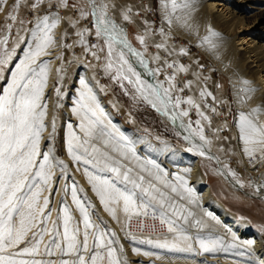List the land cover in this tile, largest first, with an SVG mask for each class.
<instances>
[{
  "label": "bare ground",
  "instance_id": "6f19581e",
  "mask_svg": "<svg viewBox=\"0 0 264 264\" xmlns=\"http://www.w3.org/2000/svg\"><path fill=\"white\" fill-rule=\"evenodd\" d=\"M175 2L177 7L176 11L173 12V0L158 1L162 26L173 34L187 38L201 52L207 53L223 74L222 78H228L230 83L233 100L228 106L229 120L226 126L223 125L218 129L229 130V136L220 139L221 142L224 141V146L228 148L226 152L220 153L221 159H227L228 156L233 157L236 160L235 162L239 163L242 170L244 169L245 174L251 179V186L256 194L264 196V159L261 158L259 153L256 154L255 159L246 154L244 150L246 145L239 127L240 113H250L253 108H257L259 111L251 113L252 118L259 124L264 125V0H194L189 9L182 7L184 0H175ZM45 18L49 21L57 20L58 22L53 29L56 42L50 47L49 54L40 58L48 65V81L44 90V101L48 105L45 118L47 127L43 133L40 148L41 152L51 149L57 159L67 164L66 171L70 173L67 180L64 178L57 180L55 177H60L61 170L54 168L55 177L50 185L52 194L50 195L49 189H46L42 194L43 196H49L50 199L51 219L47 227L51 230L53 221H57L62 234V220L59 217L62 216L60 210L62 208L61 198L63 197L73 216L72 226L79 225L82 239L83 223L80 212L71 199L70 191L65 192L66 184L71 186L75 183L78 189L83 190L78 192V195L82 199L86 198L85 202L90 201L91 205L94 206L88 209L89 213L93 211L94 215L100 218L105 217L110 222L111 228H114L118 234L123 236L121 238H124L123 242L127 248L126 259L130 264H264L263 233L255 228L249 217L232 211L215 195L212 186L207 182V174L202 164L205 155L201 156L199 154V146L203 142L199 141L198 136L192 131L188 124L190 122L188 117L178 116V118L173 119L171 114L166 115L190 144L191 151L180 152L172 144H157L147 135H141L136 130L129 129L126 123L115 116L111 107L103 99L89 71L83 65L70 63L71 65L68 66L62 61L61 44L59 43L61 36L59 24L61 20L58 13L50 12L36 18L34 26L28 32L22 45H19L15 50L16 56L10 69H15V65L19 63V59L23 57L24 51L27 50L29 42L32 40L31 32L36 30L37 25L41 24ZM168 19H171L170 24ZM124 26L125 28L120 27L117 31L133 49L142 54L141 57H137L126 48L124 49V52L129 55L135 66L140 70V77L146 83L162 84V81L156 77L154 70L150 67L149 60L142 49L134 44L125 31L126 24ZM213 33H216V35H213ZM115 44L120 50L123 47L118 43ZM141 58L144 60L143 64L140 63ZM173 71L175 72L176 69ZM10 75L8 71L5 79H1L0 92L7 87ZM81 78L92 90L100 109H102V113L98 112V115H101V119L110 130L116 132L117 135L122 133L132 141L138 160L133 158L131 154L126 159L122 158L117 152L113 151L115 141H111L108 146H105L102 138L93 139L90 143L95 145L100 152H107L114 158L121 160L127 167H131L133 176L144 175V187H149L150 184L152 185V180L155 181L154 186L159 190L153 192L156 198L151 201L155 206V211L152 207H149L146 210L147 214L143 215L145 210L141 208L139 209L141 215L132 214L129 221L128 216L122 211L121 204L117 209L119 219H113L92 190L88 177L84 172V165L75 163L68 154L66 145L67 125L71 123L73 130L78 135H83L78 127L80 117L73 112V108L77 106L79 92L83 90V86L80 84ZM57 81H61L62 85L69 84L68 93L62 101L63 115L61 123L56 121L55 118V109L58 104V95L55 89ZM181 81L184 82L185 90L189 91L190 94H194L196 86L189 88L185 79ZM249 87L253 88L254 91L247 93L246 89ZM242 96L247 97L243 102L241 100ZM196 105H199V109ZM193 107L199 113L206 114L205 111L208 110L199 99L193 101ZM234 116L235 118H233ZM201 119L205 123V120ZM53 120H55L56 125L54 134L52 133ZM50 135L52 136L51 142H49ZM186 137L190 138L186 139ZM118 147L122 148L123 145H118ZM61 149L62 156L59 155ZM205 149L206 155L211 154L212 157L218 159L216 152L218 149L211 142L205 145ZM91 150V147H89L90 152ZM147 161H155L160 165V170L158 171L152 168L151 165L146 164ZM140 163H144L148 170L141 171ZM89 171L94 170L89 168ZM220 171L226 181L231 183L232 188L241 195L246 194L237 180L233 179L232 173L230 174L226 168ZM107 175L111 176L112 174ZM157 175L160 176L159 180L155 178ZM177 176L182 177L186 183L182 185L181 181L176 179ZM172 185L177 187L176 192L171 191ZM185 188L192 189L194 197H189L188 193L184 191ZM257 188H261V190L257 191ZM160 193L164 195L161 197ZM161 200H163V203H161ZM173 201L182 204L181 207L185 211V217L184 222H173L171 225L177 231L169 232L167 221L171 220V216L177 220L176 215L169 211V209L172 211L176 209ZM137 203H140L139 200ZM166 205L168 206L166 207ZM153 214H156L157 217L147 216ZM141 217L156 220L163 227L154 229V223H152L151 232L141 230L138 226L132 227V222ZM185 235L190 239H177L178 236ZM50 238L49 234H45L44 241L40 245L41 253L44 252L45 245L49 243ZM200 238L206 241L220 238L223 240V244L212 251H205L198 243ZM57 240L58 242L62 240V235ZM148 240L154 242L168 240L174 243L175 246L161 248L155 246L154 243L143 242ZM249 241L252 243L248 244ZM92 242L93 237L90 235L89 248L92 247ZM189 244L192 246L191 250L188 248ZM149 247L157 249V252L153 250L149 252ZM134 249H139V252L134 251ZM53 251L56 253L55 255H41L36 258L51 259L56 264H59L60 259H73L71 256L61 257L56 249H53Z\"/></svg>",
  "mask_w": 264,
  "mask_h": 264
},
{
  "label": "snow or ice",
  "instance_id": "6c2138e0",
  "mask_svg": "<svg viewBox=\"0 0 264 264\" xmlns=\"http://www.w3.org/2000/svg\"><path fill=\"white\" fill-rule=\"evenodd\" d=\"M21 0H14V7L20 6ZM43 0H35L32 7L35 8ZM64 2V0H62ZM91 4V14L96 17V35L102 37L108 42V55H112V43L122 45L119 52V59L123 64H128V73L131 75H121L118 70L117 75L121 79L127 80L129 84H134L140 96L149 101L153 108L163 110L165 115H172L173 119L178 116L187 117V110L177 111L182 103L180 97L170 94V89L164 88L163 84H151L141 80L140 74L135 72L125 59L124 49L137 57H141V53L131 47L126 39L117 31L118 25L112 21L108 15L107 4H97L96 0H89ZM194 0H184L183 8L189 9ZM7 0H0V5L6 4ZM65 6L66 3H65ZM167 6V5H166ZM177 4L173 0L172 11H176ZM2 10V9H0ZM82 15H87L83 12ZM10 20L16 17L11 12L7 13ZM129 17L125 15L124 19ZM167 18V17H166ZM57 20L49 21L45 18L41 24L37 25L36 30L31 32L32 40L23 53V57L19 59V63L15 65V69L7 68L13 62L16 56L15 49L9 50L7 47L8 36L0 38V73L4 70L10 72V79L7 81V87L0 92V264H56L51 259H37V256H52L56 253L53 249L58 250L61 257L71 256L73 259H60L59 264H122L121 259L117 256L116 233L104 225L101 219L99 224L90 218L89 208L94 207L91 202L87 203L86 198H81L75 183L71 186L65 185V192L70 191L71 199L78 208L82 223L83 232L81 239V229L79 225L73 227V216L68 208L64 198H61V213L59 219L62 220V234L59 230L58 222L53 221V228L47 227L51 219V208L49 196H43V192L49 189L53 182L55 173L54 168L61 170L60 177L67 180L70 173L66 171L67 164L57 159L52 150L48 149L41 152V140L43 133L47 127L45 118L47 116L48 105L44 101V90L48 81V65L40 60L41 56L49 54V49L55 44L53 29L56 27ZM169 24L171 19H168ZM6 31L11 30V25L6 26ZM216 35V33H213ZM141 44H144V37H138ZM207 39V37H205ZM83 42V41H82ZM163 47V45H157ZM183 51V50H182ZM140 63H144L141 58ZM113 65L109 62L108 67ZM147 67V65H145ZM172 67V65H169ZM135 77L133 80L132 77ZM0 79L5 77L0 74ZM174 79V77L170 78ZM247 83V82H245ZM80 84L83 90L79 92L77 106L73 108V112L80 117L79 125L82 136L73 130V125H67V152L72 160L77 164L84 165V172L88 177L92 190L99 197L101 204L110 213L113 219L118 220L117 209L122 204V211L131 219V215H141L139 209H144L143 215L147 214L149 207L155 211L152 200L156 197L153 192L159 190L154 185L144 187V175L133 176V169L127 167L121 160L114 158L107 152H100L95 145L90 142L93 139L102 138L105 146L111 141H115L113 151L117 152L122 158H127L129 154L133 158L136 157V150L132 146V141L122 133L117 135L105 125L101 119L102 109L88 88L85 80L81 78ZM182 91V90H181ZM254 89L249 87L247 93L253 92ZM59 95V88L56 89ZM203 95V93H202ZM211 95V93H208ZM247 99L242 96V102ZM188 104L193 101L189 99ZM199 109V105H196ZM259 111L257 108L251 109L250 113H240V132L245 142V152L255 159L259 153L264 159V125L259 124L251 116V113ZM204 119V113H200ZM197 126L201 121L197 120ZM56 130L55 120L52 121V133ZM191 130V129H190ZM118 131V130H117ZM199 141L203 144L199 146V154H206L205 145L209 144L202 127L196 133ZM190 137H186L189 139ZM52 136L49 137L51 142ZM123 147H118V145ZM91 147V152L89 151ZM139 162V161H138ZM146 164L152 168L160 170V165L155 161H147ZM141 171H147L144 163H140ZM89 168L94 171H89ZM107 174H112L111 176ZM157 180L160 176L155 177ZM177 180L181 184L186 182L182 177L177 176ZM139 190V191H137ZM261 188H257L260 191ZM171 191L176 192L177 187L171 186ZM185 192L189 197H194L192 189L185 188ZM164 194L160 193L162 197ZM42 200V203H41ZM139 200V204L137 201ZM163 203V200H161ZM163 215V214H162ZM168 231H177L171 225L173 221L168 220ZM31 233V235H29ZM45 234L50 235L49 243L45 245L44 252L41 253L40 245L44 241ZM62 240L58 242L57 238ZM93 237L92 247L89 248V236ZM177 239L189 240L188 236H178ZM149 244H155L157 247L165 248L175 246L174 243L164 240L161 241H143ZM198 243L205 251H212L217 246L223 244V240L217 238L215 240L198 239ZM252 242L249 241L248 244ZM191 244L188 248L191 250ZM139 252V249H134ZM147 254V253H145Z\"/></svg>",
  "mask_w": 264,
  "mask_h": 264
},
{
  "label": "rangeland",
  "instance_id": "374dc122",
  "mask_svg": "<svg viewBox=\"0 0 264 264\" xmlns=\"http://www.w3.org/2000/svg\"><path fill=\"white\" fill-rule=\"evenodd\" d=\"M158 1L96 0V3L108 5V15L118 25V28H125L124 25L126 24L125 31L134 44L142 49L156 77L162 81L165 88L170 89L174 98L177 96L181 98L182 103L177 111L187 110L189 112L187 117L190 121L188 124L192 131L196 134L202 127L205 138L218 149L216 151L218 159L212 157L211 154H205L202 159L207 174V182L213 186L215 195L232 211L249 217L255 228L263 233L264 237V196L256 194L251 186V179L233 157L228 156L227 159L222 160L220 156V153H224L228 149L224 146V141L221 142L220 139L221 137L224 139L228 137L229 130L218 129L223 125L226 126L229 120L228 106L233 100L229 80L226 77V79L222 78L223 74L207 53L201 52L187 38L173 34L162 26ZM32 3H35V0H21L20 6L16 8L14 7V0H7L6 4L0 5V9H2L0 10V38L8 36L7 47L9 50H16L19 45H22L28 32L34 26L36 18L50 12L58 13L61 20L59 43L61 44L62 61L68 66L72 63L83 65L89 71L103 99L111 107L115 116L126 123L129 129L136 130L141 135H147L157 144H172L180 152L191 151L190 144L164 112L153 108L149 101L140 96L134 84H129L127 80H123L117 75L118 70L121 71V75H131L127 71L129 65L123 64L121 69L123 62L119 59L120 49L115 43H112V55L109 57L108 42L96 35V17L91 14L89 0H64V2L62 0H43L35 8L31 6ZM82 11L87 15H82ZM9 12L16 17L15 20L9 19L7 15ZM125 15L129 17L127 20L124 19ZM9 24L11 30L6 31V26ZM140 36L144 37V44L140 43L138 39ZM157 45H163V47L158 48ZM125 59L128 60L134 71L141 75L140 70L127 53H125ZM109 62L113 65L111 68L108 67ZM11 65L12 63L7 68H10ZM170 68L176 69V71L174 72ZM7 72L4 70L0 74L5 77ZM172 77L174 79H170ZM132 79L134 80L135 77L133 76ZM182 79L186 80L189 88L196 86L194 94L185 90ZM68 85V83L62 85L61 81L56 82L55 89L59 88L60 92L57 96L58 104L55 109V118L60 123L63 115L62 101L68 93ZM189 99L192 101L199 99L204 104L208 109L204 116H207L208 119L201 117L200 113L193 107V103H187ZM201 118L205 120V123L202 122ZM197 120L201 121L200 126L196 125ZM62 149L59 151L60 156H62ZM224 168L230 174L232 173L233 179L237 180L246 194L244 193L242 196L232 188L230 182L226 181L220 171ZM154 183L155 181L152 180V185ZM174 203L175 211L170 209L169 211L176 215L177 220L172 216L171 220L184 222L185 211L181 207L182 204H179L178 201ZM147 216L157 217L156 214ZM90 217L98 224L102 219L105 224L101 227L106 225L107 228L116 233L114 247L117 249V256L124 262L123 264H130L126 259L127 248L123 242L124 238H121L123 236L111 228L110 222L105 217L100 218L94 215L93 211H91ZM150 249L149 252L152 250L157 252V249Z\"/></svg>",
  "mask_w": 264,
  "mask_h": 264
},
{
  "label": "built area",
  "instance_id": "2783aa9c",
  "mask_svg": "<svg viewBox=\"0 0 264 264\" xmlns=\"http://www.w3.org/2000/svg\"><path fill=\"white\" fill-rule=\"evenodd\" d=\"M152 223L154 229H161L163 227L160 222L158 223L156 220H151L149 218H139L135 219L134 222H132V227H139L141 230L151 232L152 231Z\"/></svg>",
  "mask_w": 264,
  "mask_h": 264
},
{
  "label": "trees",
  "instance_id": "16d2710c",
  "mask_svg": "<svg viewBox=\"0 0 264 264\" xmlns=\"http://www.w3.org/2000/svg\"><path fill=\"white\" fill-rule=\"evenodd\" d=\"M212 188H213V186H212Z\"/></svg>",
  "mask_w": 264,
  "mask_h": 264
}]
</instances>
